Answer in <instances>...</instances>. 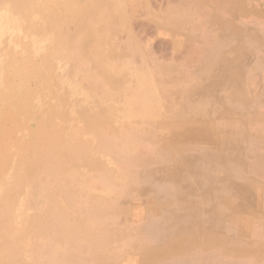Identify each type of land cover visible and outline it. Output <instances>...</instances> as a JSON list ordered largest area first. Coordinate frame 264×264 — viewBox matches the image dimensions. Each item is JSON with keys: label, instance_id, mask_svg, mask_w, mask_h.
Here are the masks:
<instances>
[{"label": "rangeland", "instance_id": "rangeland-1", "mask_svg": "<svg viewBox=\"0 0 264 264\" xmlns=\"http://www.w3.org/2000/svg\"><path fill=\"white\" fill-rule=\"evenodd\" d=\"M20 1L0 0V142L12 141L0 204L23 240L11 257L40 264L71 247L30 225L53 198L101 234L65 264H264V176L252 168L264 163V0ZM80 18L101 62L66 45L85 34ZM186 120L204 139L177 135ZM44 129L61 140L63 169L15 191L16 163L38 155ZM184 226L212 244L184 247L170 233Z\"/></svg>", "mask_w": 264, "mask_h": 264}, {"label": "bare ground", "instance_id": "bare-ground-1", "mask_svg": "<svg viewBox=\"0 0 264 264\" xmlns=\"http://www.w3.org/2000/svg\"><path fill=\"white\" fill-rule=\"evenodd\" d=\"M14 3H18V2H21L20 0H13ZM130 1V0H129ZM134 1V0H133ZM24 2V1H23ZM96 2V1H95ZM12 3V4H14ZM136 3V2H135ZM22 4V3H21ZM98 4V3H97ZM133 4V3H132ZM151 5V4H150ZM184 5V4H183ZM101 6V5H100ZM148 6V5H147ZM97 7V5H96ZM138 7V6H137ZM184 7V6H183ZM100 8V7H99ZM170 8V7H169ZM186 8V7H185ZM140 9V8H139ZM148 9V8H147ZM151 9V8H150ZM168 9V8H167ZM101 11V10H100ZM136 11V10H135ZM85 12V11H84ZM149 12V11H148ZM170 12V11H168ZM162 13V12H161ZM182 13V11H181ZM90 14V13H89ZM94 14V13H93ZM136 14V13H135ZM175 14V13H174ZM178 14V13H177ZM133 16V15H132ZM177 17V16H176ZM171 19V18H170ZM122 20V18H121ZM169 20V19H168ZM172 22V21H171ZM123 23V22H122ZM103 24V23H102ZM184 24V23H182ZM61 25V24H60ZM59 25V26H60ZM74 25V24H73ZM122 25V24H121ZM63 26V24H62ZM68 27V26H67ZM74 28V27H73ZM77 28L82 31L83 33H85L83 36H80V39L76 42V45H72V44H66V45H71L73 46L76 50L79 49V51H81V55H87V56H95L98 61H102L101 60V54L99 53L98 49H97V37L95 35H93V33L91 32V28L88 24V22L86 23L84 20H80L78 19V22H77ZM125 28V27H124ZM59 29V28H58ZM75 29V28H74ZM99 29V28H97ZM96 29V30H97ZM177 29V28H176ZM182 29V28H181ZM185 30V28H184ZM70 31V30H69ZM94 32V31H93ZM164 33V32H163ZM99 35V34H98ZM93 37V38H92ZM133 38V37H132ZM60 39V38H59ZM100 39V38H99ZM57 40V39H56ZM67 40V39H66ZM88 40H94V47L96 48L95 49H90V50H87L85 48H80V47H86L85 46V43L88 41ZM73 42V40H71ZM103 41V40H101ZM62 42V41H61ZM60 42V43H61ZM70 42V41H69ZM227 42V41H226ZM89 44V42H88ZM65 45V44H64ZM63 46V45H62ZM240 48V47H239ZM98 51V52H97ZM116 56V55H115ZM105 57V56H104ZM249 59V57H248ZM97 62V61H96ZM225 63V62H224ZM229 69V68H228ZM235 72V71H234ZM233 72V73H234ZM202 73V72H201ZM238 73V72H237ZM236 73V74H237ZM107 74V73H106ZM235 74V75H236ZM222 76V75H220ZM227 76V75H226ZM202 77V76H201ZM236 79L238 78L237 75L235 76ZM234 77V78H235ZM227 79V77H225ZM230 79V78H228ZM232 79V78H231ZM219 80V79H218ZM217 81V80H216ZM229 81V80H228ZM221 82V81H220ZM224 82V81H223ZM213 83V82H212ZM239 83V82H238ZM211 85V84H210ZM229 85V84H228ZM207 86V85H206ZM205 89V86H203ZM240 87V85L238 86ZM242 87V85H241ZM209 88V86H208ZM216 88V87H215ZM237 88V87H236ZM207 89V88H206ZM240 89V88H239ZM224 90V89H223ZM238 90V89H237ZM236 90V91H237ZM206 91V90H205ZM204 91V93H205ZM215 91V89H214ZM225 91V90H224ZM227 91V90H226ZM243 91V90H242ZM192 92V91H191ZM201 92L202 89H201ZM208 92V91H207ZM217 92V91H216ZM239 92V91H238ZM212 93V92H211ZM223 93V92H222ZM244 93V92H243ZM202 94V93H201ZM188 95V94H187ZM186 95V96H187ZM210 95V94H209ZM259 95V94H258ZM228 96V95H227ZM200 97V96H199ZM210 97V96H209ZM208 97V98H209ZM184 98V97H183ZM187 98V97H186ZM189 98V96H188ZM197 98V97H196ZM202 98V97H201ZM205 98V97H204ZM213 98V97H211ZM224 98V97H223ZM228 98V97H227ZM200 99V98H199ZM207 99V98H206ZM210 99V98H209ZM216 99V98H215ZM198 100V99H197ZM213 100V99H212ZM211 100V101H212ZM219 100V99H218ZM233 100V99H232ZM187 101V100H186ZM201 101V100H200ZM204 101V99H203ZM207 101V100H206ZM223 101V100H222ZM227 101V100H226ZM220 102V101H219ZM187 103V102H186ZM190 103V101H189ZM202 103V101H201ZM204 103V102H203ZM202 103V104H203ZM221 103V102H220ZM219 103V104H220ZM184 104V103H183ZM206 104V103H205ZM230 104V102H229ZM188 105V104H187ZM192 105V104H191ZM210 105V104H209ZM250 105V104H249ZM197 106V104H196ZM198 106H200L198 104ZM217 106V105H216ZM229 106V105H228ZM194 107V106H193ZM212 107V105H211ZM209 107V108H211ZM183 108V107H182ZM190 108L192 109V107L190 106ZM195 108V107H194ZM213 108V107H212ZM215 108V107H214ZM217 108V107H216ZM201 109V108H200ZM218 109V108H217ZM212 110V109H211ZM182 111V109H181ZM195 111V110H194ZM200 111V110H199ZM214 111V110H213ZM217 111V110H215ZM189 112V110H188ZM191 113V112H190ZM180 114V113H179ZM188 114V113H186ZM226 114V113H225ZM228 114L230 115V113L228 112ZM181 115V114H180ZM227 115V114H226ZM89 116V115H88ZM193 116V115H192ZM202 116V115H201ZM173 119V118H172ZM180 119V117H179ZM222 119V118H221ZM99 120V119H98ZM219 120V119H218ZM175 121V120H174ZM184 121V120H183ZM181 124H186V125H182V131L177 134L178 136L180 137H184L185 135V138L183 139L184 142H186L188 139H190L192 137H194V139L196 138L197 140L198 139H204L203 137V126H191V124H188L187 120L185 122H183ZM225 121V120H224ZM219 122V121H218ZM222 122V121H221ZM228 122V121H227ZM239 122V121H237ZM91 123V122H89ZM241 123V122H240ZM200 124V123H199ZM202 124V123H201ZM102 125V124H101ZM198 125V124H197ZM205 125V124H203ZM53 126V124H52ZM51 126V127H52ZM88 126V125H87ZM210 126V125H209ZM215 126V125H214ZM213 126V127H214ZM206 127H208L206 125ZM219 127V126H218ZM250 127V126H249ZM15 128V127H14ZM221 128V127H220ZM11 129V128H10ZM40 129V127H39ZM42 129V127H41ZM48 129V128H47ZM50 129V128H49ZM55 128H53L54 130ZM87 129V128H86ZM100 130L102 129L99 128ZM205 129V128H204ZM52 130V129H51ZM231 130V129H230ZM234 130V129H233ZM39 131V130H38ZM96 131H98L96 129ZM209 131V130H208ZM211 131V130H210ZM225 131V129H224ZM232 131V130H231ZM248 131V130H247ZM10 134H14V131L13 130H10ZM96 133V132H95ZM231 133V132H230ZM9 134L8 131H5L3 133V136H7ZM216 134V133H215ZM236 134V133H235ZM37 135V134H36ZM40 135L43 136V141H40V143H38L36 146H37V152H38V155H31L28 157L27 160L23 161V162H17L16 163V169H17V180H16V184H15V191L19 188L20 184L23 183L24 181H30L32 180L33 178H35L36 180H41V181H45V182H55V177L53 176H49V178L46 179V176L49 174V172L51 171L52 173L57 170L58 172H60L63 168H62V165H63V159L65 157V153H64V150H63V147L60 146V143H61V140L59 139V137L57 136L56 133L54 132H51L49 130H41L40 132ZM176 135V136H177ZM205 135V134H204ZM211 135V134H210ZM217 135V134H216ZM234 135V134H233ZM262 135L264 136V133H262ZM206 136V135H205ZM237 136V135H236ZM218 137V135L216 136V138ZM230 137V136H229ZM235 137V135H234ZM44 138H45V141H44ZM188 138V139H187ZM211 138V137H210ZM208 137V139H210ZM237 138V137H236ZM240 138V137H238ZM226 139H227V136H226ZM6 140V139H5ZM206 140V139H205ZM220 140V139H219ZM223 140V139H222ZM228 140V139H227ZM233 140V138H232ZM240 140V139H239ZM238 140V141H239ZM7 141V140H6ZM237 141V142H238ZM32 143V142H31ZM233 143V142H232ZM240 143V142H239ZM11 144H12V141L11 143L10 142H0V150H4L6 151L7 149L9 150V147L11 148ZM36 144V143H35ZM242 144V143H241ZM66 145V144H65ZM234 145V144H233ZM74 146V145H73ZM97 146V145H96ZM169 146V145H168ZM236 146V145H235ZM243 147V146H242ZM249 147V146H248ZM76 148V147H75ZM240 148V147H239ZM238 148V149H239ZM68 149V148H67ZM74 149H72L73 151ZM77 150V149H76ZM34 153V152H32ZM72 153V152H71ZM47 155V156H46ZM11 156V155H10ZM48 157L49 160V163L48 164H45L42 162V157ZM6 157V155H5ZM15 158V157H14ZM8 160V158H6L3 162V164L1 165V173L4 171L3 169H5L6 167V161ZM59 160V161H58ZM251 161V160H250ZM197 166L196 165H193L192 168L190 169H193L195 170ZM252 168H254V171L259 175V176H264V163H257L255 164ZM251 168V169H252ZM68 169V168H67ZM67 171V170H66ZM0 173V174H1ZM191 173V171H190ZM220 173V172H219ZM52 175V174H51ZM56 175V174H55ZM204 178L206 179H209L211 180V172L210 174L209 173H204V175H202ZM3 178V176H2ZM173 179H174V183L176 184L177 187H180V186H185V184L183 185L185 179H186V175H182L181 174H178L177 172H175L174 176H173ZM5 181V180H4ZM15 183V182H14ZM4 201V200H3ZM3 201L2 203L0 204V231L3 230V234L5 235L6 234V237H9V234H8V229H11V218L8 220V219H4V214L5 211L6 213L9 214V217L11 216V207H10V204H6V205H3ZM7 201V200H6ZM229 202V200H228ZM159 208V207H158ZM102 213V212H101ZM28 222V221H27ZM28 224V223H27ZM30 225L32 227V225H36V227H39L41 228V231L45 234V235H49V234H56L58 235V237L55 238V241L58 242V244H60L61 246L65 245L64 243V240L65 241H68L70 242V248L69 247H62V250L63 252H58L52 256H49V257H45V258H38L37 257V261L40 263V264H65L66 262L70 261L71 259H73L72 256H75L77 253L73 252L71 250V248L73 247L74 249L77 250L78 249H81V250H84L86 248H90V247H93L95 246V241L97 239H99L98 236L100 235H97L95 234V229L93 227H89V226H86L84 223H81L75 219H72L69 217V213L66 212V210L62 207V205H60V203H57L56 201H54V199L52 198L51 199V203H50V206L48 208V210L46 211V213L43 214V217L37 219V216L33 217L31 220H30ZM25 226V225H24ZM22 229V228H21ZM104 232H106L108 234V232L106 230H103ZM195 231H200V230H191V226H184L183 229L181 230H178L179 234H176V231H172L170 233L174 234L175 237H179L180 239L183 237L185 238L183 242L184 243V247L186 248H189L191 247L192 245H204V246H209L212 244V239H208V238H205V237H201V238H197L195 236L197 232ZM103 232V233H104ZM1 233V234H2ZM102 233V234H103ZM169 235H164L162 238H161V241H162V244L160 246V249L161 250H155L156 255H160L159 252H163L165 249L168 248L169 245H171V239H169ZM247 238V237H246ZM88 240L83 247H80L77 243L79 240L80 241H83V240ZM105 240V239H104ZM19 242L23 243V240L21 238H19V236L17 237L16 234L14 235H10L9 237V240L6 241L2 246H0V264H20V259H14V257L12 258L11 255H12V252L13 251H19L17 246H20ZM85 247V248H84ZM261 251L264 250L263 249H260ZM259 252V250H257V253ZM259 254V253H258ZM20 258V257H19ZM103 259V258H102ZM101 260V259H100ZM107 260V259H106ZM104 261V259L102 260V262Z\"/></svg>", "mask_w": 264, "mask_h": 264}]
</instances>
